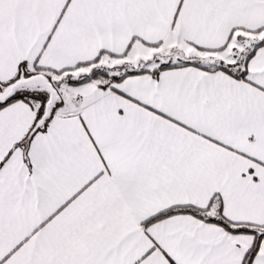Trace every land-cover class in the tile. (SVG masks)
<instances>
[{"label": "snow or ice", "instance_id": "6c2138e0", "mask_svg": "<svg viewBox=\"0 0 264 264\" xmlns=\"http://www.w3.org/2000/svg\"><path fill=\"white\" fill-rule=\"evenodd\" d=\"M0 264H264V0H0Z\"/></svg>", "mask_w": 264, "mask_h": 264}]
</instances>
